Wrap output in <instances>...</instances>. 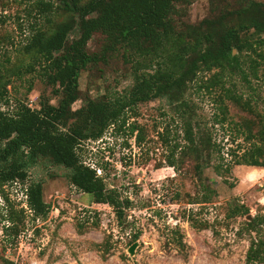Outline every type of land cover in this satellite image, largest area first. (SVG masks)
I'll list each match as a JSON object with an SVG mask.
<instances>
[{"label": "trees", "instance_id": "trees-1", "mask_svg": "<svg viewBox=\"0 0 264 264\" xmlns=\"http://www.w3.org/2000/svg\"><path fill=\"white\" fill-rule=\"evenodd\" d=\"M195 1L37 0L28 11L35 21L28 27L25 42L16 50L15 61L11 63L6 58L10 64L1 65L0 105L10 106L11 77L19 79L35 72L51 88L52 97L40 95L35 109L28 105L27 97L15 99L11 113L0 109V187L25 183L29 170L40 161L59 166L67 171L70 185L91 195L93 203L110 205L117 224L122 225L129 202L120 199L114 189H108L104 178L97 174L98 168L82 160V147L88 141L101 140L109 130H127L141 144L145 139L144 126L136 121L129 123L131 116L140 104L164 99L182 122L183 131V141L174 140L171 145L168 164L175 170L182 169L187 162L191 164L196 191L186 195L185 203L199 204L200 210L205 209L218 194L204 170L212 168L218 177L230 172L229 166L211 162L216 146L193 122L194 111L185 99L189 84L208 73L211 75L201 79L203 85L198 88L215 94L214 102L222 118L229 104L247 113V117L241 118L246 138L261 142L244 152L235 165L264 168V113L254 109L250 98L244 99L243 90L233 81L238 76L250 87L249 75L257 78L258 68L264 66V1L208 0V16L190 23L184 18ZM92 40L97 44L94 50L89 48ZM118 57L130 65L132 86L121 92L82 98L81 73L94 68L102 70ZM32 90L30 82L27 96ZM55 98L57 103L53 104ZM81 98L83 105L73 109L72 105ZM167 138L163 139L166 143ZM25 192L33 219H46L49 205L43 199L42 182L29 183ZM174 196L176 200L180 198L178 193ZM14 213L10 208L5 217L10 223L3 225V232L16 239L19 230L14 225ZM248 213L246 206L235 205L225 215L232 218ZM197 215L190 208L183 212L194 230L212 229L214 235L218 234L210 221L198 219ZM98 225L96 219L89 228ZM245 227L254 234L246 264H264V230L258 218L250 219ZM82 228L83 225H77L76 232L82 234ZM169 233L164 246H172L186 260L187 245L180 227L176 225ZM109 238L92 243L103 259L110 253ZM137 239L138 233L131 242Z\"/></svg>", "mask_w": 264, "mask_h": 264}, {"label": "rangeland", "instance_id": "rangeland-1", "mask_svg": "<svg viewBox=\"0 0 264 264\" xmlns=\"http://www.w3.org/2000/svg\"><path fill=\"white\" fill-rule=\"evenodd\" d=\"M36 1L0 0V70L10 64L6 58L11 63L15 61L16 50L25 42L28 27L35 21L28 16V11ZM208 9V0H197L188 8L184 19L196 23L208 16ZM96 45L95 40L89 42L91 50ZM210 75H201L190 83L185 99L194 111L193 122L199 124L216 146L211 152V162L230 167L224 177L216 176L212 168L204 170V176L214 183L218 194L212 203L202 210L199 204L185 203L186 195L196 191L191 164L187 162L182 169L175 170L167 161L174 140L183 141L182 122L164 99H155L140 104L128 121L144 126L145 139L141 144L136 142L135 134L131 136L127 130L118 133L109 130L101 140L88 141L82 147V160L98 168L97 174L104 178L108 189H114L120 199L129 202L124 209L123 224H117L110 205L93 203L91 195L70 185L64 168L40 161L29 170L25 183L0 187V264H8L4 261L13 264H246L249 241L254 236L245 227L248 216L252 220L258 218L264 230V168L235 165V162L261 142L246 138L241 118L247 117V113L229 104L222 118L214 102L215 94L198 88L203 85L201 79ZM248 80L250 87L238 76L233 77L238 89L243 90L244 99L250 98L254 109L264 113V66L258 68L257 78L249 75ZM11 81L10 106L0 105L5 112L13 111L15 99L27 97L28 105L35 109L40 95L52 97L51 88L36 72L19 79L13 76ZM30 82L33 90L27 96ZM132 84L130 65L118 57L102 70L94 68L82 72L79 93L82 98H96L108 92H121ZM82 98L72 105L73 109L83 105ZM52 103L56 104L57 99ZM215 119L224 120L218 123ZM166 136L168 143L163 140ZM37 181L42 182L43 199L49 205L44 220H34L26 202L27 185ZM175 193L180 195L178 200L174 198ZM235 205L246 206L249 213L227 218V209ZM10 208L15 212L14 225L19 230L16 239L3 232V225L10 223L5 220ZM189 208L198 213V219L210 221L218 234L214 235L212 229L194 230L183 217V212ZM112 218L113 222L107 223ZM96 219L98 227L89 228ZM77 225H83L82 234L76 232ZM176 225L187 245L186 260L172 246H164L170 238L169 229ZM137 233L138 239L131 242ZM105 237H110L111 248L103 259L92 243H100ZM134 243L136 247L129 253Z\"/></svg>", "mask_w": 264, "mask_h": 264}, {"label": "water", "instance_id": "water-1", "mask_svg": "<svg viewBox=\"0 0 264 264\" xmlns=\"http://www.w3.org/2000/svg\"><path fill=\"white\" fill-rule=\"evenodd\" d=\"M247 219H248V220H250V219H251V217H250V216H248V218H247ZM135 247H136V243H134L133 245H131V246L129 247V249H128L129 253H133V251H134Z\"/></svg>", "mask_w": 264, "mask_h": 264}, {"label": "built area", "instance_id": "built-area-1", "mask_svg": "<svg viewBox=\"0 0 264 264\" xmlns=\"http://www.w3.org/2000/svg\"><path fill=\"white\" fill-rule=\"evenodd\" d=\"M113 220H114L113 218H112V220H107V223L108 222L110 223L111 221L113 222ZM101 224L104 226V222L102 220H101ZM106 228H107V225H106ZM34 264H37V263L35 262Z\"/></svg>", "mask_w": 264, "mask_h": 264}]
</instances>
